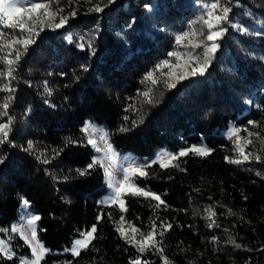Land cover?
Segmentation results:
<instances>
[{"label":"trees","instance_id":"1","mask_svg":"<svg viewBox=\"0 0 264 264\" xmlns=\"http://www.w3.org/2000/svg\"><path fill=\"white\" fill-rule=\"evenodd\" d=\"M27 1L62 11L54 19L43 9L39 20L26 15L24 31L0 28V44L34 41L27 51L19 44L0 51V89H10L0 91V124L11 120L8 141L0 144V229L7 230L0 240L13 257H0V264L30 256L10 230L25 200L40 217L37 238L49 250L41 264H162L155 248L141 253L122 237L121 224L136 240L155 228L169 264H264V0ZM213 3L219 6L206 7ZM224 8L228 18L217 24L222 35L208 41V12L215 17ZM63 17V27H51ZM184 33L189 36L177 43ZM212 43L217 47L208 54L205 74L180 80L195 66L192 57L204 62ZM17 51L21 58L6 77L3 58L11 53L14 60ZM165 61L170 66L157 70ZM149 72L156 84L145 80ZM86 120L103 126L120 155L148 158L190 146L211 151L179 157L177 167L152 164L149 176L133 180L164 204L124 195L121 211L99 202L106 193L102 168L79 174L95 154L81 131ZM232 128L241 130L235 135L239 147L251 153L240 164L229 162L243 159L228 137ZM93 225L97 231L87 249L77 257L64 252Z\"/></svg>","mask_w":264,"mask_h":264},{"label":"snow or ice","instance_id":"2","mask_svg":"<svg viewBox=\"0 0 264 264\" xmlns=\"http://www.w3.org/2000/svg\"><path fill=\"white\" fill-rule=\"evenodd\" d=\"M114 2V0H109V3ZM219 5L216 3H213L211 5H206V7H210L211 9H216ZM43 9V15L46 18L54 19L59 11H62V9H57L56 11H52L50 8V5L48 3H32V4H22L21 0H0V28H7V29H20L21 31L26 30V21L24 17L27 15L28 20H33V17L36 18V20H39V13L40 10ZM95 11H102L101 8L96 7L94 9ZM229 9L224 8L222 10V15H218L213 17L212 12H208V16L211 19H214L217 23L221 21H225L228 18ZM75 15V13H72ZM211 19L205 20L204 23L208 26L209 34L207 35L208 41H214L215 39L219 38L220 35H222L223 30L220 31H211L214 27L213 23L211 22ZM67 18L63 17L59 20V23H56L55 25H51L53 28H60L63 27V25L66 23ZM28 31H32V28H27ZM43 30V28H41ZM38 34V33H37ZM191 35H196V33H191ZM5 33L0 31V38L4 37ZM189 36V33H184L182 36H177L176 41L177 43H180L183 39H186ZM34 43V41L31 38H12L7 43L0 44V51H3L5 48H12L13 45H21L27 51V48L29 45ZM191 43V42H190ZM194 48L201 47L200 44H193ZM217 45L215 43H212L211 47L205 48V55H204V62L199 63L195 57H192L191 60L195 62V66H191V70L183 73L178 78L180 80L186 79L188 76H203L205 74L206 66L210 62V56L209 53H213L216 49ZM11 55V53H8L4 56V62L8 65V71L4 73L6 77H12V72L14 71V68L12 67L15 63H17L22 53L19 51L16 52L15 59H9L8 57ZM170 56H176L177 59H180V54L176 52L169 53ZM167 61L162 62V64L157 66V70H159L162 67H169ZM176 67H179V65H176ZM145 80H150L153 84L157 83V80L154 78L153 73L149 72ZM169 88L175 87L174 84H168ZM10 89L5 86L3 89H0V91H9ZM48 91V89H45ZM11 91H14V89H11ZM49 94H51L49 92ZM145 97L149 96L148 92L143 93ZM12 98L8 97V101H10ZM8 101H6L2 107L5 109L3 115H7V109H8ZM151 102L150 100L148 101ZM253 123V122H250ZM10 124L11 120H9L8 123H2L0 124V144L5 143L8 141L9 131H10ZM92 130L94 133H99L100 140L104 141L106 145V151L104 152V155L102 157H94L92 163L87 165L86 168L80 169L79 174L81 176H85L89 174V169H94L95 167L99 166L104 171V176L106 178L108 187L113 189L115 195L110 198L109 203L115 204L119 203L121 211H126L125 208V201L121 199L124 195H132V196H143L145 198H151L152 200L158 201V204L156 205L159 207L160 205L164 204V201L161 200L160 196L156 195L155 193H152L150 191L145 190L141 186L137 185L133 177H147L150 175V173L146 170L147 168L151 167L152 164L158 163L161 168H168V167H177L174 162L178 160L179 157L187 156L189 153H194L198 156L204 157L210 154V149L203 147V146H193L188 149H183L179 153H170L168 151H162L157 154L155 159L147 164H138L136 162L130 163L127 167H124L120 169L123 173V179L116 181L114 178L113 171L111 170V165L109 164L106 166L105 161L114 162V159L116 157V152L112 148V145L107 142V133L104 132L102 129H97L96 126L91 125L89 122H86L84 127L81 129V131L85 132L86 134L89 132V130ZM241 130L239 128H232L228 134L229 138H231L233 135H237ZM247 131V129H245ZM249 136L256 135L252 132L248 133ZM71 140L66 141V143H71ZM88 143L91 144L95 151L101 152L102 150L96 146V141L93 138H89ZM247 144H251V140H246ZM28 148H32V143L29 142ZM27 150V149H26ZM237 151L240 153V155L243 157V159H236V160H230V163L240 164L244 161H248L251 157V153H246L242 147H239V137L237 140ZM59 154V153H57ZM255 159L257 162H260V157L256 156ZM45 163L47 161H44ZM116 184H119V187H116ZM24 207H28V202L25 200L23 202ZM230 212V210H229ZM215 215L214 212H212L209 209V216L208 219H212V217ZM40 219L38 215H32L27 220V225L29 230L32 233V240L29 241L27 237L24 236L22 228H18L16 226H13L11 231L12 232H20L21 239L24 240L26 244H28L29 248L31 249L32 257L34 259L32 260H25L21 259L20 264H41V261L43 260L45 254L49 251L47 248L43 246L42 243L39 242L37 235H36V228L35 224ZM99 220V217H98ZM121 221H124V217L121 216ZM211 226V225H210ZM167 227H171V225H168ZM0 231H7L5 229H0ZM97 229L96 226L93 225L92 228L89 231L82 232L81 236L82 239H77L74 241L73 246L71 248V255L73 257H77L80 255L81 250L87 249L89 245L91 244L92 239H94V233H96ZM117 231L121 234L122 237H124L128 242L137 244L138 250L143 253L146 251L149 247L155 248L157 252L161 254L162 264H169V261L164 257L163 255V249L160 247H157L158 241L155 239V228H153V231H150L146 234L141 233V239L136 240L135 236L128 237L126 236V230L123 228V224H121L120 227L117 228ZM131 231L133 233L138 232L139 230L132 227ZM162 235V233H161ZM35 242V243H33ZM239 247V245H236ZM65 251H69L68 249H65ZM0 257L6 260H11L12 253L9 251V248L4 240H0ZM67 264H71V261L67 262ZM130 264H141V261L139 259L130 262Z\"/></svg>","mask_w":264,"mask_h":264},{"label":"rangeland","instance_id":"3","mask_svg":"<svg viewBox=\"0 0 264 264\" xmlns=\"http://www.w3.org/2000/svg\"><path fill=\"white\" fill-rule=\"evenodd\" d=\"M21 3L27 5L29 2L27 0H21ZM212 23L214 25V30H212V31L215 32V31H217V24L218 23L214 19H212ZM86 122H89L91 125L96 126L97 129H102L104 132H106L105 129L103 128V126L97 125V124L92 123V122H90L88 120H86L83 123L82 128L84 127V125H85ZM85 135H86V137H87L88 140H89L90 137L93 138V139H95L96 146L99 147L102 150L101 152H97V151H95L94 147L90 144L91 147L94 150V153H95L94 154V157H102L104 155V152L106 151V145H105L104 141L100 140L99 133L98 132L94 133L90 129L87 134L85 133ZM231 139L233 141L237 142V138L235 137V135H233L231 137ZM107 142H108V140H107ZM191 147H193V146H190V147H187V148H180L175 153H179L181 150L188 149V148H191ZM162 151H168L170 153H174V152H172L170 150L164 149V150L158 151L155 155H153L152 157H148V158H146V157L145 158H140V157L133 156V155H120V154H117L116 153L117 155H116V157L114 159V162L105 161V164H106V166H108L109 164L111 165V170L113 171L114 178H115L116 181H118V180L123 179V173H122V171H120V169H122L124 167H127L133 161L136 162V163H138V164H147V163H150L151 161H153L155 159V157L157 156V154L160 153V152H162ZM156 164H158V163H156ZM103 178H104V185H105V188H106V193L100 198V201H99L100 204H102V205H116L117 207L120 208V205H119L118 202L115 203V204L109 203L110 198L112 196H114L115 193H114L113 189H111V188L108 187L106 178L104 176V171H103ZM133 179H134V177H133ZM116 187H119V184H116ZM122 197H121V199H122ZM23 202H21L20 207H19V215H18V218L16 219V221L14 223H12V225L10 227V230L12 229L13 226H16L18 228H22L24 236L27 237V239L29 241H31L32 240V233H31V231L28 228L27 220H28V218L30 216L35 215V214L31 210V208L29 207V205H28L27 208H25ZM35 228H36V235H37V223L35 224ZM13 233H16L21 238L20 232H13ZM33 243H35V242H33ZM26 245L28 246V244H26ZM28 248H29V246H28ZM68 250L69 251H64V252L65 253H71V251H70L71 249H68ZM29 251H30V256L29 257L19 258V263H20L21 259H25V260H29V261L32 260V259H34V257H32V253H31V249L30 248H29Z\"/></svg>","mask_w":264,"mask_h":264}]
</instances>
